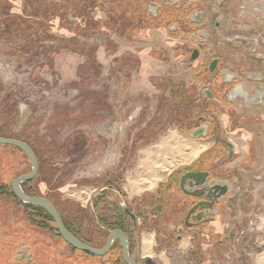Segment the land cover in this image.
I'll list each match as a JSON object with an SVG mask.
<instances>
[{
  "label": "rangeland",
  "instance_id": "rangeland-1",
  "mask_svg": "<svg viewBox=\"0 0 264 264\" xmlns=\"http://www.w3.org/2000/svg\"><path fill=\"white\" fill-rule=\"evenodd\" d=\"M199 5L210 12V45L215 54L223 64L231 61L229 68L243 79L261 78L264 92V0H200ZM173 42L182 41H172L164 33H150L126 42L113 30L95 25L89 31L60 37L57 47H68V51L54 56V49H48L47 57L34 49L21 50L13 56L11 46L4 44L0 48V61H4L0 66V127L8 129L11 135L21 134L34 145L40 158L36 181L39 194L52 197L64 211L65 203H69L73 212L84 209L95 220L109 219L116 211L114 205L119 206L124 199L108 191L111 202H99L96 198V207L89 208L85 204L87 199L91 193L99 192L94 187L110 188L111 183H117L125 200L131 201L136 192L145 188L149 190L144 193L151 194L171 169L192 161L186 158L197 141L187 136L179 123H186L190 103L199 97L201 85L197 83L194 95V85L189 81L192 70L187 63L178 64V57L170 56ZM263 92L260 93L264 95ZM235 111L231 115L226 111V121L237 123L243 114V133L252 142L251 159L239 150L242 163L237 159L233 166L237 162L240 170L248 163L249 172L240 170L241 191L226 218L227 243L218 247L211 261L202 264H264V108H245L240 103ZM256 114L259 122L253 118ZM161 121L163 129L156 133ZM50 152L58 154L55 163L48 162ZM107 155L114 159L100 171L98 163ZM19 159L28 164L25 156L17 157L0 147V162L11 165ZM140 159L150 164L144 172ZM155 161L161 164L155 166ZM128 176H142L136 192L129 191ZM150 181L155 186L149 187ZM5 210L6 206L0 205L1 215ZM26 235L23 243H41L38 231L36 234L28 230ZM147 237L151 244H144V254L151 255L159 264L194 262L183 258L194 250L188 237L174 244H163L153 234H145ZM54 239L55 245L61 244ZM156 248L160 254L154 252ZM9 251L14 250L0 241L2 255ZM135 253L138 256L136 247ZM53 254L48 251L50 259ZM57 254L60 255L59 249ZM9 255L8 264H13V254ZM83 259L78 264H101L105 260L100 257L90 263L89 258ZM6 263V257L0 260V264ZM39 264L51 261L40 256Z\"/></svg>",
  "mask_w": 264,
  "mask_h": 264
},
{
  "label": "flooded vegetation",
  "instance_id": "flooded-vegetation-1",
  "mask_svg": "<svg viewBox=\"0 0 264 264\" xmlns=\"http://www.w3.org/2000/svg\"><path fill=\"white\" fill-rule=\"evenodd\" d=\"M199 4L200 0H0V48L4 44L11 46L13 56L27 49H34L43 56L48 54V49H54L58 52H53L52 56L58 55L68 51V47H57V41L64 35H75L95 25L109 29L112 25L127 22L130 29L137 30L140 36L164 33L172 41H182L180 44L173 42L170 56L178 57V64L187 63L193 72L189 81L194 85V95L197 93V83L201 85V93L191 101L190 113L185 117L186 123L179 124L187 136L190 132L198 136L190 137L194 141L208 142L203 152L214 149L212 156L202 157V152L199 157L184 164V168L176 170L165 183L151 192L147 196L149 199L142 194L136 197L137 201L125 200L117 183H111L110 188L99 190L87 199L89 208L94 206L96 198L111 202L108 200L111 197L108 191L110 194L112 191L113 196L124 199L130 210L137 215L134 224L115 204L116 211L111 218L98 217V220L113 225L112 228L101 226L107 234L104 244L111 230H122L128 238L130 253L137 264H159L151 255H142L140 250L143 232L151 231L155 232L154 236L163 244L181 243L188 237L189 242L194 243V250L185 253L183 258L194 261L192 264L211 261L217 255L218 247H223L228 241L227 214L240 194L242 173L249 172L248 163L245 168L241 166L242 173L237 162V167L233 166L237 159L242 163L243 157L238 154L239 150L248 153L251 159L249 148L252 141L243 133L246 131L245 117L242 114L236 123L233 120L226 121L225 115L226 111L229 115L235 114L240 103L245 108L256 105L259 109L264 108V95L260 93L263 92V81L259 77L257 80L243 79L229 68L231 61L222 63L221 57L215 54L210 45V12ZM3 64L4 61H0V66ZM211 65L213 70H210ZM229 75L230 79L227 78ZM237 85L241 86L239 93L231 98L230 94ZM207 90H210L211 96H206ZM198 102L202 104V110L195 118ZM160 118L163 119L162 116ZM253 118L260 121L257 114ZM150 124L147 123L146 127ZM163 126L164 121H161L156 133ZM227 142L232 144V153ZM188 172H206V187L196 186L194 179H187L184 187H181V178ZM12 194L15 197L13 191ZM135 247L138 256L135 255ZM20 250L15 256V262L34 264L33 252L28 248V253L32 254L27 256V253ZM154 252L161 253L158 248ZM114 256L120 257L118 264H129L123 258V248L118 239L105 256L98 257L105 259L103 263L115 264ZM148 259H151L150 263Z\"/></svg>",
  "mask_w": 264,
  "mask_h": 264
},
{
  "label": "trees",
  "instance_id": "trees-1",
  "mask_svg": "<svg viewBox=\"0 0 264 264\" xmlns=\"http://www.w3.org/2000/svg\"><path fill=\"white\" fill-rule=\"evenodd\" d=\"M111 27L109 29L116 32L126 42L135 41L136 37L140 35L137 30L130 29L129 22L125 24L119 23L117 25H112ZM91 29H93V27L87 30L89 31ZM55 52H58V50ZM200 110H202V104L198 102L196 104V109H195V111H197V113L194 116L195 118L199 115L198 112ZM8 132H9L8 129L3 128V126L0 127L1 136L23 140L27 142L35 151L34 145L31 142H29L26 138L20 136L21 134L11 135ZM0 147L2 151L10 152L13 155H16L17 157L22 158L23 156H25V158L28 160V164L30 163L28 166L27 162L24 163L21 162L22 159L21 161L19 159L16 164H11V165L4 161L0 162V205L6 206V210L4 214L1 215L0 213L1 215L0 241L1 242L3 241V243L8 244L14 250L13 252L17 253L20 249H22L21 247L23 244V240L27 237L26 232L29 230V232L34 231L37 234L38 231L39 234L42 235L40 240L42 244L39 242H36V244H32L33 242H31L30 244L27 243L29 245L28 247L30 251L33 252V257H34L33 259L35 261L34 264H39L40 256L47 259V261H51V264H58L57 261L61 262L62 264H64L65 262L68 263L72 262V264H78V262L84 261V259L81 260L82 257L89 258L90 263H92L96 258L100 259V257L98 256L91 255L87 252H83L81 250L75 249L72 246H70L59 234L53 218L45 209L32 204H25L15 199V197L12 194L11 183L13 179L18 177L19 175L28 173L31 170V162L28 156L24 153V151L16 146L0 144ZM213 151L214 149L206 150L201 154V156L202 157L212 156ZM35 153L38 157V153L36 151ZM57 155L58 154H53L52 152H50L48 154V162L55 163L56 159L58 158ZM39 159L40 158L38 157V162L40 167ZM37 179L38 176H36L32 180L24 182L23 189L26 191V193L30 195L43 196L39 194L40 190L36 187ZM50 182L51 180L48 181V184H50ZM119 190L122 191V189ZM145 195H150V194L144 193L143 196ZM45 197H47L54 203V205L56 206V208L58 209L59 213L62 216L64 224L75 236H77L81 240L93 246H100L104 244L107 235L106 232L104 231L105 229H102L101 226H104L106 228H112L113 225H111L109 222L95 220L93 214L89 213L90 211L86 213V210L84 209H82L81 211L73 212V210L70 209L71 207L69 203L68 205L65 203L67 207L64 206L66 208L64 211L63 207L60 206L58 202L54 200L52 197L47 195ZM137 199L138 198H135L134 201H137ZM98 201L101 202V200L99 199ZM94 206L96 207V205ZM2 213H3V209H2ZM42 231H47L48 234ZM98 234H100L99 238H101V241L99 238L95 239V237H97ZM54 238L58 239L61 242V244L56 243L55 245ZM48 248L51 250L52 254L54 253L51 256V259L48 255V251H50L48 250ZM52 248H54V252H52L53 251ZM58 249H59V254L61 256L57 254ZM79 256L81 258H79ZM108 256H110V254L107 255V257ZM118 258L120 261L119 256L113 257V260L116 262L115 264L120 263L118 261ZM13 263L18 264L15 262V260H13Z\"/></svg>",
  "mask_w": 264,
  "mask_h": 264
},
{
  "label": "water",
  "instance_id": "water-1",
  "mask_svg": "<svg viewBox=\"0 0 264 264\" xmlns=\"http://www.w3.org/2000/svg\"><path fill=\"white\" fill-rule=\"evenodd\" d=\"M192 59L194 57L192 56ZM214 67L211 65L210 70H213ZM206 96H211L210 90H207ZM189 136L191 137H198L194 132H190ZM0 144L5 145H13L18 147L19 149L23 150L24 153L28 156L31 162V170L28 173L21 174L12 181V191L15 197L25 203V204H32L38 207L45 209L53 218L56 228L62 238L73 248L87 252L94 256H105L110 249L116 239L120 240L121 246L123 248V258L129 264H137L136 260L132 257L130 253V246L128 242V238L126 234L120 229L111 230L109 236L107 238L106 243L101 247H95L87 244L77 236H75L64 224L61 214L59 213L58 209L54 205V203L45 196L40 195H30L25 192L23 189V183L29 180L34 179L37 176L39 170V162L38 157L34 151V149L25 141L17 139V138H7L0 135ZM228 147L230 148V153H232V144L227 142ZM207 175L206 172H188L184 174L181 178V187H184L187 179H194L195 185L206 187L205 176ZM120 208L124 211L128 218L131 219L132 223L136 224L137 215L130 210L126 202L119 201ZM136 229V227H135ZM28 246H24L20 252L27 253V256H31L32 253H28ZM26 257V256H25ZM149 263L151 259H148Z\"/></svg>",
  "mask_w": 264,
  "mask_h": 264
},
{
  "label": "bare ground",
  "instance_id": "bare-ground-1",
  "mask_svg": "<svg viewBox=\"0 0 264 264\" xmlns=\"http://www.w3.org/2000/svg\"><path fill=\"white\" fill-rule=\"evenodd\" d=\"M174 136V135H173ZM170 139V138H169ZM176 139V138H175ZM161 143V142H160ZM166 143V142H165ZM168 143V142H167ZM169 144V143H168ZM171 145V144H170ZM164 147H165V145H163ZM172 146V145H171ZM174 146V145H173ZM176 146V145H175ZM163 147V148H164ZM168 147V146H167ZM167 147H166V149H167ZM208 147V143H205V142H196L191 148H190V150H189V154H188V156H187V158H186V161H191V160H193L194 158H196L202 151H204L206 148ZM162 148V149H163ZM169 148V147H168ZM174 149H175V147H173ZM159 149H161L160 147H159ZM165 150V149H164ZM172 150V149H171ZM177 150V149H176ZM161 151V150H160ZM163 152V151H162ZM165 152V151H164ZM151 153V152H150ZM148 155V154H147ZM150 158V157H149ZM146 159H147V157H146ZM142 160V161H141ZM148 161H149V159H147ZM147 160H144V159H140V167H143V170H142V172H144L145 170L144 169H147L145 166H147V167H150L149 165V163L148 164H146L148 161ZM171 165V164H170ZM139 166V165H138ZM145 167V168H144ZM170 168V167H169ZM142 169V168H141ZM150 169V168H149ZM148 169V170H149ZM171 169V168H170ZM148 170H146V171H148ZM151 170V169H150ZM153 171V170H152ZM157 170H155L154 172H156ZM138 172H140V170H138ZM141 173V172H140ZM146 173V172H145ZM144 174V173H143ZM154 174V173H153ZM155 175V174H154ZM136 176H128V182H130L129 184H128V188H129V191H137L138 190V188L140 187H138L137 185H136V178H135ZM140 177H142V176H140ZM139 177V178H140ZM144 178V177H143ZM144 179H146V178H144ZM158 179V178H157ZM152 180V179H151ZM137 186V187H136ZM143 186V185H142ZM153 186H155V182L154 181H150V184H149V187H153ZM143 188V187H142ZM143 190V189H142ZM151 239H150V237H147L146 239H145V245L146 246H148V245H150L151 244V241H150Z\"/></svg>",
  "mask_w": 264,
  "mask_h": 264
},
{
  "label": "crops",
  "instance_id": "crops-1",
  "mask_svg": "<svg viewBox=\"0 0 264 264\" xmlns=\"http://www.w3.org/2000/svg\"><path fill=\"white\" fill-rule=\"evenodd\" d=\"M203 152V151H202ZM201 152V153H202ZM200 153V154H201ZM200 154L197 156V157H199L200 156ZM196 157V158H197ZM159 164H161L160 162H157V161H155V166L156 165H159ZM183 164H186V163H183ZM183 164H180V165H178L177 167H175V168H173V169H171L169 172H168V174H166V176H165V178H164V180H160L159 182H158V184H157V186H156V188L155 189H153L152 191H155L157 188H159V186L162 184V183H165L168 179H169V177L174 173V172H176V170H178L179 168H181V165H183ZM140 176H137L136 177V185L139 187V185H140V180H141V178H139ZM136 186V187H137ZM99 188V189H98ZM108 187H105V186H96V187H94L93 188V190L95 191L96 189H98V190H103V189H107ZM146 190H149V188H145L141 193H138V192H136L135 193V195H137L136 197H139V196H141L143 193H144V191H146ZM79 191L80 190H77L76 192H77V194L79 193ZM93 191V192H94ZM135 192V191H134ZM73 194H75V192L73 193ZM93 194L91 193V196H92ZM135 197V198H136ZM83 203V202H82ZM85 204H87V202L85 203ZM85 204H83V205H85ZM145 234H151V233H145V232H143V235H142V242H141V247H140V250H141V254L142 255H145L144 254V249H145V247H144V240H145ZM153 234V233H152ZM153 236H154V234H153ZM24 246H29L27 243H23L22 244V247H24ZM21 247V248H22ZM64 252H66V251H64ZM9 254H13V260H16V254L17 253H15V252H13V251H9V253L7 252V254H6V256H4V255H2V252H0V260H3L5 257H6V261H7V263L6 264H8V262L10 263V261H9V259L11 258V256L9 255ZM34 258V257H33ZM12 260V261H13ZM14 264V263H13ZM19 264H25V263H20L19 262ZM27 264V263H26Z\"/></svg>",
  "mask_w": 264,
  "mask_h": 264
},
{
  "label": "built area",
  "instance_id": "built-area-1",
  "mask_svg": "<svg viewBox=\"0 0 264 264\" xmlns=\"http://www.w3.org/2000/svg\"><path fill=\"white\" fill-rule=\"evenodd\" d=\"M113 159H114V158L111 157L110 155L105 156V158L102 159V160L98 163V169H99L100 171H103L104 168H105L107 165H109Z\"/></svg>",
  "mask_w": 264,
  "mask_h": 264
},
{
  "label": "clouds",
  "instance_id": "clouds-1",
  "mask_svg": "<svg viewBox=\"0 0 264 264\" xmlns=\"http://www.w3.org/2000/svg\"><path fill=\"white\" fill-rule=\"evenodd\" d=\"M227 78H231V76L229 75ZM241 86L240 85H237L235 89H233V92L230 94V96H235L239 93V90H240Z\"/></svg>",
  "mask_w": 264,
  "mask_h": 264
}]
</instances>
